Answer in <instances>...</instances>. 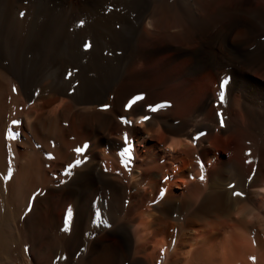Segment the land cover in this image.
I'll return each instance as SVG.
<instances>
[{
	"label": "bare ground",
	"instance_id": "6f19581e",
	"mask_svg": "<svg viewBox=\"0 0 264 264\" xmlns=\"http://www.w3.org/2000/svg\"><path fill=\"white\" fill-rule=\"evenodd\" d=\"M153 7L0 0V174L9 143L15 156L12 180L0 179V264H252L249 257L264 264V0H158ZM225 80V103L217 107ZM161 102L172 107L147 111ZM103 104L110 110L101 111ZM14 119L22 121L13 129L20 137L7 141ZM125 132L133 143L130 172L119 155ZM200 132L206 135L191 139ZM174 138L195 147L166 151ZM85 142L77 156L73 149ZM75 159L82 164L64 176ZM37 190L43 194L21 219ZM161 190L164 198L150 206ZM241 208L247 211L237 217ZM96 212L110 228L98 226ZM142 214L151 222L134 231Z\"/></svg>",
	"mask_w": 264,
	"mask_h": 264
},
{
	"label": "snow or ice",
	"instance_id": "6c2138e0",
	"mask_svg": "<svg viewBox=\"0 0 264 264\" xmlns=\"http://www.w3.org/2000/svg\"><path fill=\"white\" fill-rule=\"evenodd\" d=\"M114 9L112 7H108L106 9V12L107 13H111ZM117 11L119 9H116ZM25 16V13L24 12H21L20 13V17L23 18ZM85 24V21L84 20H80L78 21L77 23V27H83ZM117 28L120 27L119 24L116 25ZM92 42L91 41H86L82 47H83V51L85 52H88L91 48H92ZM112 53L111 52H105V55H111ZM74 75V71L72 69H69L65 75V79L66 80H71L72 77ZM228 82L225 80L224 82L221 83L220 85V90L218 91V100H219V105H217V107H220L221 105H223L225 103V91H224V88L226 86ZM79 86V81H76L74 84H72L71 86V90L69 91V95H72L74 92H75V89ZM11 91L13 93H17V88L13 85L12 86V89ZM34 95L36 97H39L40 96V91L37 89L36 92L34 93ZM137 98H138V101H142L143 99H145V96L143 94H137ZM35 101H32V103H34ZM133 107V105H131L130 103H126L124 108H125V111H129L131 110ZM172 107L171 103L169 102H161V103H158L154 106H149L147 108V111L151 112V113H157L158 111L160 110H163L165 108H170ZM111 108V105L109 104H103L100 106V110L101 111H109ZM217 118H218V123H219V127L220 129H224L226 127V121H225V116H224V113L223 111H218L217 112ZM151 119L150 116L146 115L144 117L143 120H140L139 121V124H144L145 122L149 121ZM119 120H120V123L126 127H131L132 126V121L129 120L128 118L126 117H119ZM22 124V121L20 120H12L11 121V124L10 126L8 127L7 131H6V134H5V139L7 141H16L19 137H20V132L16 131L14 132L13 129L14 128H19ZM67 126V124L65 125ZM206 135V133L204 132H200V133H197L194 137H192L191 139L194 140L195 142H198L202 137H204ZM129 142L131 143V147L133 149V143L130 139V136L127 132H125L123 134V144L125 146H128L129 145ZM85 145H87V147H85ZM55 146V145H53ZM37 147H40L39 145H37ZM89 148V145L87 144V142H85L82 146H77L73 149L74 153L77 154V156H84L85 154V151ZM7 152H8V167H7V173L6 175H3V174H0V179L3 180L4 184L7 185L8 182L10 180H12L13 178V175H14V167H13V160L15 159V156H14V153H13V149H12V146H11V143H9L7 145ZM133 154V153H132ZM246 155L248 156H251V152H248L246 153ZM46 159L48 160H52L54 159V156H52L51 154H48L46 156ZM82 160L81 159H75L74 163L71 164L70 166H68L66 168V170L63 172V175L64 176H70L72 174V170L75 168V167H78L82 164ZM247 163H252L251 160H248ZM123 167H125L129 172H130V167L129 166H125V165H122ZM198 166L201 170V172L203 173V175L201 176L200 175V182L201 183H205L206 182V178H207V174H206V165L205 163L201 160V158L198 159ZM191 178V177H190ZM167 179V178H165ZM251 179V177L249 178ZM60 183H63L62 181ZM230 188H235V185H230L229 186ZM43 193L40 191V190H37L35 192H33L31 194V197L28 201V204H27V207L23 213V215L21 216V219H24L26 218L33 210V206H34V203L37 199L38 196L42 195ZM166 195V190H161L158 194V197L156 200H153L151 203H150V206L156 204V203H159V201L161 199L164 198V196ZM233 195L235 197H240V198H243L244 197V193L242 192H233ZM130 204V201L128 200H125L124 201V206L127 207L129 206ZM71 221H72V212L71 210H69L67 213H66V216H65V219H64V222H63V227L61 228V231L64 232V233H68L70 231V225H71ZM94 221L99 225H103V226H106V227H111V225L107 222L106 219H102V216H101V212L99 213V215L97 214V212L95 213L94 215ZM176 241L175 239L172 240V244L173 246L175 245ZM253 243H255V241H253ZM24 251L27 253L29 251L28 247L25 246L24 248ZM162 255H163V250H162ZM61 259H67V257H61V256H57L56 257V261L59 262ZM249 259L252 261V264H255L256 262V258L255 257H249Z\"/></svg>",
	"mask_w": 264,
	"mask_h": 264
},
{
	"label": "clouds",
	"instance_id": "9594fccd",
	"mask_svg": "<svg viewBox=\"0 0 264 264\" xmlns=\"http://www.w3.org/2000/svg\"><path fill=\"white\" fill-rule=\"evenodd\" d=\"M148 27H151V23L149 22ZM65 102L63 100H61L60 104L56 105V108H60ZM138 127H140L141 129H143L144 125L143 124H139ZM149 136L152 135V133H148ZM155 135L157 137L160 138V140L162 141L164 138V134L162 132L161 129L157 128L155 131ZM186 145L191 146V147H195V143L194 142H189V141H181L178 139H172L167 145H165V149L168 152H176L179 150H182ZM85 147H87V145H85ZM133 149L131 147V143L129 142V145L127 147H125V149L119 153L121 159H122V163L125 166H129L130 162L133 160ZM201 176L203 175V173L201 172L200 174ZM247 209L245 208H241L238 209L236 212L237 217L245 215ZM255 217V214L249 215L248 219L252 220ZM151 222V217L147 216V215H143L142 214V219H141V223L137 224L135 226V228L133 229L135 231L136 228H140V227H144L146 223ZM254 245V243H253Z\"/></svg>",
	"mask_w": 264,
	"mask_h": 264
},
{
	"label": "rangeland",
	"instance_id": "374dc122",
	"mask_svg": "<svg viewBox=\"0 0 264 264\" xmlns=\"http://www.w3.org/2000/svg\"><path fill=\"white\" fill-rule=\"evenodd\" d=\"M132 1H134V4L137 5L138 9L140 10L142 9L141 11L153 9L154 8L153 6H155V4L158 2V0L156 1L155 0H132ZM180 2H185V0H180Z\"/></svg>",
	"mask_w": 264,
	"mask_h": 264
}]
</instances>
